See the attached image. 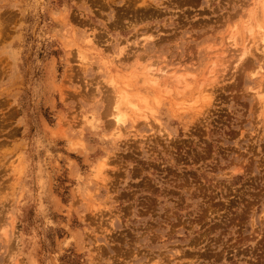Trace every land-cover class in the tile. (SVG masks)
Instances as JSON below:
<instances>
[{"label":"rangeland","instance_id":"1","mask_svg":"<svg viewBox=\"0 0 264 264\" xmlns=\"http://www.w3.org/2000/svg\"><path fill=\"white\" fill-rule=\"evenodd\" d=\"M263 4L0 0V264H264Z\"/></svg>","mask_w":264,"mask_h":264},{"label":"bare ground","instance_id":"2","mask_svg":"<svg viewBox=\"0 0 264 264\" xmlns=\"http://www.w3.org/2000/svg\"><path fill=\"white\" fill-rule=\"evenodd\" d=\"M263 6H264V4H263ZM245 23H247V22H245ZM258 27L259 26L254 27V26H252L249 23V24H245L244 28H246V30L248 31L249 36H252L253 30H255V28L257 29ZM259 29H260V27H259ZM256 34H258V35L255 36V37H258L259 45H260L259 48L256 49V51L264 56V32H262L261 29H260V30L257 31ZM253 39H254V37H253ZM229 40L231 42V46L232 47H236V45L234 43V34L231 33V36H229ZM255 47H258V45H256ZM245 54L246 53H245V50H244L242 52V54L240 55L239 59H238L239 62L242 61V59L244 58ZM258 70H262V68H260V66H258L254 70L252 75H257L258 74V72H257ZM166 77H167V73L165 72V69L162 68V69L155 70L152 66H149L146 69V71H145L144 80H145V84L147 86H150V87L155 89V88H157L159 86V83L161 82V80H167L168 79V77H167V79H166ZM170 78L173 79L177 90H183V89H185L187 87L186 86L187 84H185L186 82L182 83V81L180 80L181 78L179 76H172ZM168 82H170V81L168 80ZM109 85H110L111 89L113 90V108L111 110V117H112V119L114 121L115 126L118 127V129L125 125V123L127 122L128 118H130V113H132V112L137 113L139 118H144L143 114H144L145 111L146 112H150V113L152 112V110H150V108L148 107V105H147L145 100L140 99L139 102L142 103L141 106H138L137 104H135V103L130 101V99H129L130 95L128 93L129 88H130V84L129 83L124 84L120 91H119L118 87H116V83L114 81H111L109 83ZM261 85H259V86H261ZM254 92H255V96H258L259 99H262V96H260L259 92H257V91H254ZM141 107H142V109H141ZM149 115H152V114H149Z\"/></svg>","mask_w":264,"mask_h":264}]
</instances>
